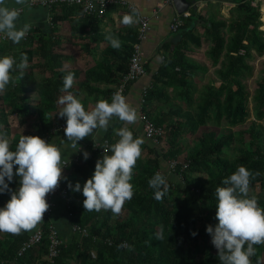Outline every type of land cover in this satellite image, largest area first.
I'll return each mask as SVG.
<instances>
[{
	"label": "trees",
	"instance_id": "trees-1",
	"mask_svg": "<svg viewBox=\"0 0 264 264\" xmlns=\"http://www.w3.org/2000/svg\"><path fill=\"white\" fill-rule=\"evenodd\" d=\"M252 2L253 0L236 1L238 15L228 30V38L221 31L227 23L210 20L211 27L207 29V34L208 39L212 41L208 51L212 65L218 64L220 58L225 56L219 73L222 85L219 87L213 84L207 85L205 89L207 91L198 98L200 101L198 106H194L196 89L193 85V76L189 73L197 67L182 55L184 50H187L188 44L182 47L176 46L174 53L154 76L155 87L153 89L147 87L146 93L143 91L140 118L142 114L146 115L156 126L163 128L165 134L158 138L157 145L153 141H144L141 145V155L133 167L131 180L133 195L124 202L120 212L113 213L105 209L85 210L82 203L85 197L81 192L73 191L69 187L71 183L67 184L63 178V183L71 197L72 216H69L66 210L70 227L79 225L87 229L88 235L73 232L66 239L60 235L63 244L59 255L51 262L48 257L50 244L48 226L52 223L50 217L41 225L45 231L43 242L22 256L18 255V251L36 228L22 230L18 234L7 232L5 238L0 237V264H220L218 250L212 245L211 236L205 230L206 226L214 227L218 223L215 216L214 195L217 185L223 186V179L235 171L237 166L243 165L253 173L250 177L249 191L257 186L261 188L260 192L256 194L249 192L248 195L256 196L259 206L264 208V125L259 122L264 118V69L252 96L256 119L251 121L248 127H242L250 117L251 93L246 84V80L254 71L250 61L256 56L264 55V31L260 29L261 11L253 6ZM112 9L113 6H110L106 15ZM51 10L54 12L52 16L54 25L61 21H71L75 15L81 16L79 23L72 27V33L79 34L83 40L87 38V33L83 26H78L80 21L87 25L102 20L97 15L84 14L75 5L56 6ZM57 10L60 11L59 15L55 13ZM188 18L186 19L204 20L203 17H197L196 11H193ZM186 21L183 27L174 32L178 34L176 37L180 40L185 39V36L188 38L194 36V29L187 33L192 27ZM131 35L124 39L119 48H108L111 55L119 58L117 67L122 73L127 72L134 51L133 44L138 42V32ZM94 37V42L101 41L99 35ZM28 40L29 42L31 40L30 34ZM29 42L28 44L31 43ZM192 43L201 45L200 40ZM58 44V41L46 36L39 46L38 54L46 60L44 66L51 73L50 76L40 79L35 76L29 77L27 74L23 77L17 76L3 92H0V125H2L0 131L9 139L11 150L15 149L21 135L42 138L50 134L53 127L65 124L64 121L54 118V114L59 110L58 98L64 92L62 77L72 72L76 79L79 73L65 67L64 64L69 57L55 52ZM83 46L86 51L92 49L88 43H83ZM11 49L6 43H0V55H9ZM21 53L26 54L27 58L33 55L32 51L24 50L13 56L19 60ZM13 75L15 76L14 73ZM121 77L122 75L116 72L106 74L100 70H89L77 90L71 86L67 91H87L90 94L99 92L110 101L115 89L101 90L98 87H90V82L120 84ZM171 80L186 89L182 92V97H185L189 117L184 123L166 124L164 119L153 117L148 111L151 99L157 96L158 90L162 92L158 84L169 86ZM132 83L128 84V87ZM32 93L37 95V101H33ZM15 116L18 117L21 129L28 127L24 134L12 133ZM34 119L36 120L32 122ZM111 121L113 124L104 140L108 141L109 145L118 139L114 129H118L124 123L115 117ZM223 121L227 122L229 128L240 127L237 131L227 129L225 133L222 131V134L215 131L206 133L185 156L183 162L188 163V167L182 170L183 165H178L172 176L166 179L167 186L166 189H162L164 190L162 198L155 199L154 190L149 187L148 180L157 172L165 177V173L162 172L165 164H169L170 160L180 161L184 153V146L181 143L183 136L189 130L193 131L211 123L220 127ZM133 134L134 137L139 136L134 131ZM232 148L236 152L231 156ZM91 150L92 159L86 162L84 160L82 164H72L76 174L81 176L78 180L81 186L92 175L96 160L103 155L94 151L92 146ZM145 151L148 153L143 157ZM75 183L71 185L74 186ZM18 187L19 177L14 176L9 183V190L0 193V206L10 199V191ZM121 212L128 214L122 219ZM254 247L256 253L250 257L251 264H264V243Z\"/></svg>",
	"mask_w": 264,
	"mask_h": 264
},
{
	"label": "clouds",
	"instance_id": "clouds-1",
	"mask_svg": "<svg viewBox=\"0 0 264 264\" xmlns=\"http://www.w3.org/2000/svg\"><path fill=\"white\" fill-rule=\"evenodd\" d=\"M27 2L16 0L17 4ZM18 16L16 7H8L6 0H0V36L13 44H18L30 29L29 23L17 25ZM120 22L124 25L136 23V9L125 13ZM105 39L111 47H120V40L112 34H107ZM27 66L28 58L24 53L20 54L19 60L12 55H0V92L15 80L13 73L18 72L23 77ZM62 81L65 94L58 98L62 108L57 114L65 118L66 147L77 148V141L91 136L94 130L107 131L113 117L124 122L114 129L118 139L103 148L102 157L96 160L94 171L83 186L78 181L74 186L69 184L73 191L81 192L85 197L82 202L85 210L105 209L119 213L124 202L133 195V167L144 143L142 137H134L129 127L138 119L137 110L119 90L112 94L110 101L98 99L91 110H86L81 99L67 91L73 85L74 73L68 72ZM88 155L83 152L84 159ZM65 164L62 148L56 144L39 136L21 135L15 149L11 150L9 139L0 131V193L9 190L14 176L19 177V187L10 191V199L0 206V232L18 234L32 229L42 219L49 207L46 194L63 178L61 173ZM252 175L245 166L239 165L223 179V186L215 188L218 223L214 227L206 226L205 230L218 250L220 264H251L250 257L256 253L254 245L264 243V208L259 206L256 196L248 195ZM148 185L154 190V198L159 200L164 195L162 189L167 186L166 177L157 172L149 178Z\"/></svg>",
	"mask_w": 264,
	"mask_h": 264
},
{
	"label": "crops",
	"instance_id": "crops-1",
	"mask_svg": "<svg viewBox=\"0 0 264 264\" xmlns=\"http://www.w3.org/2000/svg\"><path fill=\"white\" fill-rule=\"evenodd\" d=\"M121 3L127 2L131 5H134L141 15H145L150 17V30L147 33L146 39L142 42V49L144 52L143 58L146 62L147 72L144 76L140 77L138 80L133 82L129 87H127V91L125 97L130 105L136 108L138 119L135 123L129 125L130 129H132L135 133H137L140 137L144 139V141L148 140L144 136L143 131V123L140 118L141 111V101H142V93L146 87H155L154 85V76H156L163 65L166 63L168 58L171 57L172 53H174L176 46L182 47L183 45H187V50H184L182 53L183 56H186L187 61L193 64L194 67H197L195 70H187L193 76V85L196 89L195 93V105H199V96L207 91L206 86L209 84H213L217 87L222 85L221 78H219V73L222 70V61L225 60V56L223 55L220 58V61L216 65H212V61L209 58L208 51L212 46V41L208 39L207 29L211 27L210 20L213 21H225L227 23L226 27H222V32L225 33V37H229L228 30L231 25H233V20L237 17L238 12L236 10L238 0H187L190 3V8L188 9V13H192L193 11L197 12V17H203L204 20L193 19V20H184L187 23L191 24L192 28L187 30L192 31L194 29V36L187 37L185 39H179L176 37V33L171 30V24L174 18L180 14L176 9L175 3L166 5L158 14L157 17H154V11L159 0H119ZM8 7H16L19 10V16L17 20V25L22 26L24 23L30 24V29L28 30V36L26 35L21 39L18 44H13L11 41H1L0 43H6L12 49L9 55L18 54L21 51L28 50L32 51L33 55L31 58L28 57V66L23 70L24 74L29 75V77L35 76V78L40 79L42 77H48L51 73L45 69L46 60L42 58L39 54V46L41 45V41L44 40L46 36L52 37L53 40L59 42L57 45L56 53L65 55L69 57V60L65 62V67L69 69H73L79 73L78 78L74 79L72 88L77 90L83 83L85 79V75L89 70H100L103 73L110 74L116 72L118 75H122V78L126 73H122L117 65L119 64V58L114 57L108 52V48L111 47L110 43L105 39L107 34H112L117 37L120 42H124L127 36H132V33H137L139 29V20L137 17V22L131 25H124L120 22L121 17L125 13H129L126 6L123 4H114L113 9L103 18L99 23H90L85 25L83 21H80L78 24L79 27L85 29L87 33V38L83 40L82 37H79V34L72 33V27L79 23L78 20L82 18L81 16H73L70 20L61 21L57 25H54L51 21L52 16H54V12L52 10L42 7V6H31L29 4V0L24 4H17L16 0H6ZM252 5L258 7L261 11L260 21L262 23L260 29L264 31V0H253ZM60 12V11H59ZM58 10L55 11L56 15H59ZM185 13V12H184ZM183 13V14H184ZM182 14V15H183ZM57 29V30H55ZM55 30V32H54ZM29 34L31 36V40L29 42L28 37ZM99 35V42H94V36ZM193 42L201 41V45L198 46ZM28 42L30 44H28ZM83 43H88L91 45L92 49L90 51L84 50L85 47ZM121 45V44H120ZM134 46V44H133ZM182 52V51H181ZM255 53L253 52V56ZM264 56V55H263ZM256 56L254 59L250 61V63L254 66V61L259 57ZM126 67V65L124 64ZM224 69V68H223ZM263 68L261 74H263ZM255 70V67H254ZM15 77H19L18 72L14 73ZM254 71L251 77H253ZM250 79V77L248 78ZM248 79L246 81H248ZM119 80V82L121 81ZM260 80V79H259ZM169 81V80H168ZM13 84V83H12ZM247 84V83H246ZM258 84V83H257ZM119 83L117 84H107V83H97L90 82V87H98L101 90H106L108 88L115 89ZM248 86V85H247ZM158 87L162 92H157V96H155L149 102L148 111L151 116L161 117L164 119L166 124H175V123H184L189 117L188 107L186 104L185 97H182V92L186 89L182 87L181 84L175 81H170L169 86L164 84H158ZM182 87V88H181ZM257 87V85H256ZM257 89V88H256ZM255 89V90H256ZM251 93V92H250ZM255 93V92H254ZM65 93L63 92L62 95ZM74 95L78 96L81 99L82 104L84 105L86 110H91L94 106L96 100L98 99H106V97L102 96L99 92L96 93H87L86 92H73ZM89 94V95H88ZM33 101H37L38 97L34 93L31 94ZM61 95V96H62ZM254 94H251L249 100V109H250V117L248 119L249 122L256 119L255 111H254V100L252 98ZM59 105V110H61L62 105ZM56 112L54 114L55 120H60L65 122V118L59 116ZM13 125H12V133H22L27 130V126L21 129L19 125L18 117H13ZM36 119L32 120L34 122ZM54 120V121H55ZM247 121V122H248ZM264 118L261 119L263 125ZM247 122L245 124H247ZM113 121H110L109 127L107 131L104 130H94V133L91 136H86L81 140L77 141V148H69L66 147L65 135L64 132H57L52 135L50 139V143H54L57 146L62 148V160L63 161H73L75 158H79V164L92 159L93 151L91 150V146L95 142H104L105 137L112 126ZM227 122L223 121L222 126H216L214 124H209L208 126H200L196 130H189L187 134H185L181 140L182 145L184 146L185 140L193 141V144L189 147L184 146L183 157L187 156L194 148L196 142L201 139L206 133L210 131L221 132V128L225 127V129H231L233 131H237L240 126H227ZM29 130V129H28ZM154 143V142H153ZM155 144V143H154ZM157 145V144H155ZM87 152L88 158L84 159L83 152ZM235 150L232 148L230 150V154L235 155ZM147 151L143 153V157L147 156ZM163 164V163H162ZM162 172L165 173L166 179L169 176H172L173 171L170 167L165 164ZM81 179L76 174L74 166L69 167L64 174V181L69 183H75ZM255 191L250 189L251 194H256L261 191V188L257 186ZM260 190V191H259ZM54 201L56 203L55 210L51 216V221L55 225L58 230L59 235L69 238L72 235L73 227H70L69 216L67 214L66 208L63 204V201L60 199L58 195L54 197ZM44 222V218L37 222V224L32 228L37 229ZM4 233V234H2ZM7 232H0V237L5 238Z\"/></svg>",
	"mask_w": 264,
	"mask_h": 264
},
{
	"label": "built area",
	"instance_id": "built-area-1",
	"mask_svg": "<svg viewBox=\"0 0 264 264\" xmlns=\"http://www.w3.org/2000/svg\"><path fill=\"white\" fill-rule=\"evenodd\" d=\"M175 0H159L156 9L154 11V17H157L160 11L168 4H174ZM29 4L31 6H42L48 9H53L56 6L61 5H75L78 6L84 14L87 15H97L99 18L103 19L106 17V13L110 6L114 4H123L127 7L129 11L132 9L138 10L134 5H131L127 2L121 3L119 0H29ZM191 14L185 12L183 15H178L174 18L171 24V30L176 32L181 27L184 26L185 22L184 19L188 18ZM137 17L139 20V29H138V42H136L133 46V53L130 57L128 70L124 77L122 78L120 84L115 87V92L119 90L123 95H125L127 91L128 84L138 80L140 77L146 74L145 65L146 62L143 58L144 52L142 49V42L146 39L147 33L150 30V17L141 15L137 11ZM52 21V18H51ZM28 33H26V37ZM7 39L0 36V42L6 41ZM147 92V87L144 89V93ZM141 120L143 123V131L144 135L147 139H150L155 144H158V138L165 134V130L161 127H158L154 124V122L148 118L146 115H141ZM66 124L57 125L52 128L50 134L43 136L42 138L49 142L51 139V135L55 134L56 132H64V127ZM109 145L108 141L95 142L92 144V149L94 151H98L100 154H103V148H107ZM65 164L62 168V177L64 178L65 171L72 165V164H79V158H75L73 161H64ZM182 164V170H185L188 167V163L181 162L178 160H170L169 167L172 171H175L178 165ZM63 178L58 182V185L52 190L50 193L46 194V202L48 203L49 207L44 212L43 218L44 220L49 219L56 207V203L54 201V197L56 195H60L61 199L64 201L66 210L69 213V216H72L71 212V197L69 196L68 188L63 183ZM74 232H80L82 235H88L87 229L81 228L79 225L73 226ZM48 237H49V259L52 262L54 258L59 255L60 248L63 244V240L61 239L58 230L56 229L53 223H50L48 226ZM45 236V231L42 226L38 227L30 236L29 238L21 245L18 255L22 256L28 250L32 249L33 247L40 245L43 242Z\"/></svg>",
	"mask_w": 264,
	"mask_h": 264
},
{
	"label": "rangeland",
	"instance_id": "rangeland-1",
	"mask_svg": "<svg viewBox=\"0 0 264 264\" xmlns=\"http://www.w3.org/2000/svg\"><path fill=\"white\" fill-rule=\"evenodd\" d=\"M263 63H264V56L263 57H259L258 59H256L254 61V67H255V70H254V75L253 77H250V79H248V81H246L247 85H248V89L249 91L251 92V94H254L255 92V89L257 88L256 85L259 81V79L261 78L262 74H261V71H262V68H263ZM249 121L247 122V124H244L242 127H248L249 125ZM264 123V121H263ZM241 127V128H242ZM220 129V127H219ZM221 130L223 131V133H225L227 131V129H225V127L221 128ZM193 144V141L191 142V140H185L184 141V146L185 147H189L190 145ZM180 161H185V157L181 156L180 158ZM169 163V162H168ZM167 166L169 167V164H167ZM256 189H253V191H255ZM127 212H121V218H125L127 216ZM120 216V215H119ZM115 221V219H114ZM4 234V233H2Z\"/></svg>",
	"mask_w": 264,
	"mask_h": 264
},
{
	"label": "water",
	"instance_id": "water-1",
	"mask_svg": "<svg viewBox=\"0 0 264 264\" xmlns=\"http://www.w3.org/2000/svg\"><path fill=\"white\" fill-rule=\"evenodd\" d=\"M175 6L178 14L182 15L190 8V3L187 0H175Z\"/></svg>",
	"mask_w": 264,
	"mask_h": 264
}]
</instances>
